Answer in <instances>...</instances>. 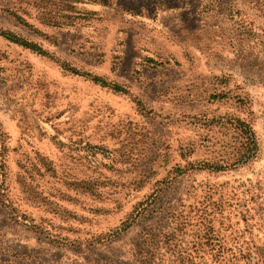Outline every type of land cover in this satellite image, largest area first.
<instances>
[{"label":"rangeland","instance_id":"374dc122","mask_svg":"<svg viewBox=\"0 0 264 264\" xmlns=\"http://www.w3.org/2000/svg\"><path fill=\"white\" fill-rule=\"evenodd\" d=\"M240 119L258 148L233 164ZM244 240L264 0H0V264H230Z\"/></svg>","mask_w":264,"mask_h":264},{"label":"trees","instance_id":"16d2710c","mask_svg":"<svg viewBox=\"0 0 264 264\" xmlns=\"http://www.w3.org/2000/svg\"><path fill=\"white\" fill-rule=\"evenodd\" d=\"M1 35L4 36L9 41L19 44L27 49H30L31 51H34L38 54H44L43 50L38 45L20 38L13 32L1 31ZM68 70L72 73L79 74L78 71L75 69L70 68ZM93 80L97 83H103V84L106 83L97 77L94 78ZM237 125L238 126L236 127V129L241 138V147L237 155H234L231 159H229L233 161V164L239 163L244 159H246L245 161H248V159L251 156V153L258 148L257 136L252 126V123L250 121L240 119L237 120ZM204 167L205 166H203V168L201 169H205ZM218 240L219 239H215L214 236H211L212 245L214 244L215 246L219 245L220 247L219 250H222L223 245L221 244V242H216ZM235 247H236L235 249L238 251V253L235 254V260L232 257L230 260H227L224 256L223 251H219L220 254H222L219 256V259L224 258V260L230 264H239V261H242V264H264L263 247L258 246L252 242H248V241L246 242L245 240L236 241Z\"/></svg>","mask_w":264,"mask_h":264}]
</instances>
